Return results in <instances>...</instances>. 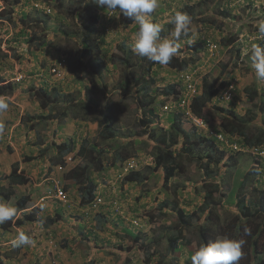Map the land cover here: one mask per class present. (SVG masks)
<instances>
[{
	"label": "rangeland",
	"instance_id": "374dc122",
	"mask_svg": "<svg viewBox=\"0 0 264 264\" xmlns=\"http://www.w3.org/2000/svg\"><path fill=\"white\" fill-rule=\"evenodd\" d=\"M48 1L46 4L42 0H21L12 7L11 0H0V17H7L0 19V78L2 83L11 82L15 86L12 93L0 97V191L8 192L11 197L9 200H3L0 195V244L10 247L7 250L0 248V264H114L118 259L115 252L118 248H129L126 255L130 254L133 264H153L152 260L147 263L142 260L140 243L148 244L156 240L169 224H176L178 218L173 210L177 208L183 209L187 214L195 210L191 217L192 226L184 230L182 238L183 241L188 239L190 244L184 241L181 245L182 252L178 261L179 264H188L187 255L193 251L195 255L199 252V248H196L199 245L196 230L202 218H197L196 207L203 202L205 192L204 175L198 165L201 160H196L198 164L184 162L183 168L178 169L176 175L164 183L161 169L153 170L154 143H145L151 127L155 124L157 127L168 125L169 111L158 102L165 100L166 103L169 100L162 95L160 88L168 83H177L183 72H177L161 63L159 66H153L156 93L149 94V97H153L154 103L157 104H154L157 116L149 118L151 124L158 123L148 128L141 123L147 115L143 106L148 101L137 104L134 96L135 85L129 84L128 74L141 73L137 70V63L143 55L148 58L157 54H160V57L176 54L183 59L194 58L185 73L190 77L193 86L200 90L202 82L215 84L229 73L228 80L233 83L235 91L233 98L218 104L209 103V107L203 109L207 124L202 132L221 136L218 139H223L220 142L222 147H236L233 139L237 136L233 137L221 130V114L213 110L211 105L233 107L239 116H247L251 110L255 116L248 130H251L252 134H255L263 123L260 119L262 112L258 113L253 103L246 101L244 88L264 87V56L257 57L253 49L258 42H264V0H118L119 4L130 2L128 8L138 12L137 19L141 23L137 28L132 25L122 27L115 17L106 16V19H113L107 22L111 27V35L105 36V68L100 75L95 74L92 67L86 69L85 65L78 63L75 54L80 47L82 21L89 20V13L95 10L93 2L96 1L101 7L107 8L111 4L110 0ZM247 1L250 2V7L245 8ZM42 9L50 11L47 29H42L32 22L33 18L43 16ZM227 9L229 14L221 17L220 13ZM22 17L26 18L24 24L20 22ZM98 18L99 15L96 20ZM150 21L155 30L170 23L174 32H180L178 30L181 27L189 36L174 45L170 43L169 34L153 39L148 30ZM219 24L221 28H218ZM22 28L27 29V34L20 36L14 43L8 42L13 34ZM29 33L44 35L46 42L35 48L34 44L27 42ZM230 33L235 34L237 39L244 43L236 42L224 47L216 44L220 37H229ZM205 37L212 45L201 50L207 52L196 60L197 53L195 54L193 43ZM128 50L131 55L127 54ZM238 51L241 53L240 57ZM239 58L242 62L232 68L233 62ZM54 65L58 66L59 75L52 72L51 67ZM260 69L262 74L259 73ZM230 72L232 78H229ZM48 81L53 82L62 93L55 104H49L47 108L42 109L39 107L40 101L34 97L35 90L29 87L35 82ZM49 88L47 86L48 91ZM63 93L70 95L71 101L64 98ZM185 98L187 100V94ZM192 98L193 96L189 97V103ZM65 107L67 111L63 116L61 110ZM103 110L108 111L107 117L114 129V138L111 140H104L100 136L102 128L98 122ZM41 115L44 116L41 118ZM93 117L98 120L92 119ZM55 121L60 122V131L52 135ZM191 122L195 124L192 120ZM54 136H74L77 145L81 139H86L88 144L108 149V152L102 155L105 164L112 151L120 147L121 151L125 150L129 155L127 160L135 164L131 170H137L142 179L134 183L124 182L123 178L121 182L120 177H117L116 184L115 180L111 184L116 190L111 196L116 195L115 198L120 199V202L112 209H103L100 212L102 219H95L97 212H92L93 215L82 217L81 220V217L77 216L81 212L77 208L75 183L64 176L77 163L79 157L76 158L75 152H70L65 155V167L51 164V152L43 155L41 143L54 139ZM174 148L177 151L179 146ZM250 154L252 155L249 150L240 148L237 156L239 171L243 172L249 168L253 161ZM27 155L32 157L29 161L24 160ZM176 159L182 162L183 157ZM117 161L120 165L122 159ZM229 163L232 164L231 161ZM16 166L17 172L26 177L28 183L10 185L5 179ZM114 169L115 172L118 170ZM233 172L232 168H220L219 179L229 186ZM114 176V170H108L105 179L111 181ZM91 177L96 182L101 179L99 172H92ZM257 177L254 184L246 185V197H264V168ZM55 183L65 186V189L67 187V204L62 205L55 197L47 196ZM102 188L105 189L102 185L97 191ZM224 195L226 190L222 189L219 194L212 196L215 197L216 203L213 205L215 215L220 219L210 227L215 233L221 229L228 231L225 223L230 219H235L232 221L234 225L239 222L234 216L239 211L235 201L219 202L220 197ZM22 196L28 197V206L23 209L17 208V201ZM41 197L46 199L40 202ZM230 200L231 198L228 199ZM164 201L168 202V207L165 208L167 211L160 207ZM31 211L35 212L37 221L18 227L14 225L16 218ZM7 214L10 215L7 219L8 225L3 228ZM122 221L131 222L135 227L129 230L130 234L125 230ZM262 223L261 218L252 219L246 226L248 232L259 230ZM261 230L256 246L258 251L264 254V228ZM204 233L208 236L209 246L216 249L219 255L226 253L240 263L246 260V248L250 242L248 236L237 238L235 243L233 238L230 241L222 236L211 237L207 225ZM134 234L140 239L135 240ZM164 247V243L158 246L162 251ZM195 259L196 264L201 260L197 256Z\"/></svg>",
	"mask_w": 264,
	"mask_h": 264
},
{
	"label": "trees",
	"instance_id": "16d2710c",
	"mask_svg": "<svg viewBox=\"0 0 264 264\" xmlns=\"http://www.w3.org/2000/svg\"><path fill=\"white\" fill-rule=\"evenodd\" d=\"M20 1L21 0H11V6L14 7ZM42 1H44L46 4L49 2L48 0ZM110 2L112 4L114 0H110ZM93 3L96 2L94 1ZM245 3V8L248 6L250 7V2L247 1ZM95 8L102 9L103 12L107 11L106 8L101 7L100 5L96 6ZM127 8L122 13L121 18L127 19L126 23H129L137 28L138 25L141 23L137 19L138 12ZM97 9L89 13V20L84 21L83 24L87 22L96 21L97 15H99ZM147 11H150L149 7L147 8ZM207 14H209V12H207ZM220 14L221 17L227 16L229 14L228 9L227 11H222V13ZM49 16L50 12L44 9L43 16H37L33 18L32 22H34L36 26H40L42 29H47L49 28ZM175 18L176 17H174L173 19L175 20ZM25 20L26 18H20L21 24H24V22H26ZM153 27L154 24H152L150 21L148 30L151 32V36H153V39H158L166 34H169V39H171L170 43L172 45H174L178 41L184 40L187 36H189V33H186V31L181 27H179L180 29L178 30L180 32H174V30L170 26V23L167 24L166 27H163L159 30H155L153 29ZM84 28L85 32L81 35L80 47L75 54L76 61L80 64L85 65L86 69L92 67L93 72L95 74H100L103 71L102 69L105 68L103 59V49L101 47V43H103L104 40L100 36L94 38L93 33L95 29L91 28L90 24L86 25ZM218 28H221V24L218 25ZM26 30L27 29L22 28L18 30L19 32L15 31L17 33L13 34L14 36H12L8 40V42L14 43L15 40H18L20 38V36L27 34ZM64 33L67 32L64 31ZM27 42H31L32 44H34L35 48H39L42 44L46 42V40L44 38V35L29 33V39ZM236 42H240L242 44L244 43L242 40L237 39L235 34L230 33L229 37H220L219 40L216 41V44L221 47H224ZM211 43L212 42L206 37L194 41L193 46L196 49L195 54L197 53V55L195 56L196 60L205 55L207 50H201L206 49ZM253 49L255 50L254 53L257 57L260 58L264 56L263 41L258 42L253 47ZM127 54L131 55L132 53L130 50H128ZM238 54H240L239 51ZM143 56L144 57L139 58V61L137 63V70L141 73L137 74L130 72L131 74H128V78L129 84L135 85L134 96H136V100L138 102L137 104H142L145 100L148 101L143 106L144 110L147 112V115H145L141 120V123L144 125V127L148 128L152 124L158 123H150L151 118L153 116H157V113L154 108V104H156L154 103V98L149 97V94L152 95L156 93V89L154 87L156 75L155 71L153 70V66H159V64L161 63L171 69L174 68V70L177 72H180L182 70H185L188 64L191 63V60H193L194 58L183 59L176 54L168 55L165 57H160V54L150 56L148 58H146L145 55ZM240 62H242L240 58L238 61L235 60L233 62L234 65L232 66V68L238 65ZM128 64L129 63H126V65ZM30 72V74H32V71ZM231 72L229 78H232ZM260 74H262L261 69ZM228 76L229 73L224 78H222L221 81H218L215 84L208 83L207 81L202 82V92L198 95H195L191 101V104H189L190 110L195 115L202 116L203 109L205 107H209V103H219L217 99L220 98L222 92L230 84ZM36 82L34 83V85L29 87V89L35 90L34 97L36 100L40 101L39 107L45 109L49 106V104H55V102H57V99L60 97L59 94L62 92L58 91L55 86H51L53 88L51 89L50 87L48 91V83L45 84L44 82ZM14 87L15 86L11 82L5 84L2 83V79L0 78V97L7 96L8 94L12 93L14 91ZM160 90L163 92L162 95L166 99H170L172 95L176 96L182 94V86L179 81H177V83H168L166 86L160 88ZM231 92L235 93L234 90ZM244 93L246 96V101L249 103H253V107L257 108L258 113L262 112L260 119L263 121V123L260 124L255 134H252L251 130H248V127L252 124L253 118L255 116L251 110L248 111L249 113L247 116H239L237 115L233 107H216L211 105L213 107V110L221 114V130L229 135H232L233 137L237 136V138L233 139V141L235 140L234 142H236V147L232 149L222 147L216 137L212 135H207L202 132L201 129L196 128L191 122L190 118L185 115V112H180L174 107H168V104L164 105L167 107L166 109L169 111L170 114L169 116H167L168 125L157 127V124H155L153 127H151L148 133V140L145 141V143H154L153 148L155 152V165L153 167V170H156L158 168L161 169V171L163 172L164 183L174 177L178 169L183 168L184 162L197 163L196 160H201L199 161V164H197L199 165V169L202 170L204 175L205 185L203 186V188L205 189V192L203 202L201 203V205L196 207L198 209L196 211L197 218H202V221L198 224L196 230L199 244L196 248H199V252L195 255V252L193 251L187 255L186 261H188V264H192L193 262L195 263L196 256L198 258H201V260L197 264H264V254L262 252H259L256 246L257 236L262 231L261 229L264 228V201L263 199H258L254 196L246 197L245 193L247 189L246 185L250 183L254 184L256 179H258L257 176H260L261 174L258 173L262 171L259 167V159L264 161V87L246 86L244 88ZM63 96L64 98L66 97L70 101L72 99L71 97H69L70 95H66L65 93H63ZM164 101L165 100H161L158 103L164 104ZM51 109L52 106L49 107V110ZM65 111H67V107L61 110V112H63V116L66 115ZM107 114L108 112L106 113L105 111H102V115L100 118L101 120L98 122V124L102 128V130L100 131V136L104 140H111L114 138V129L112 127V124L110 123L109 117H107ZM43 116L44 115H41V118ZM92 119L98 120L96 117H93ZM59 124V121H55L53 123V128L51 132L52 135H55L58 131H60L61 125L58 126ZM54 137V139H47L46 141L48 142H42V145L40 144L41 146H43V155L45 153L49 154L51 152V155L49 157L51 164H58L60 165V167L66 166L67 163L65 155L67 153L75 152L76 158L79 157L77 163L73 167H71L64 176L66 179H70L75 183L78 196L76 198L78 199L80 206L86 205L92 199L96 198L95 195H97V182L93 177H91L92 172H99L100 174L103 171H106L105 165H108V167L110 168H118L119 165H116L117 160H125L128 158L127 156H129L125 150L121 151L119 147L112 151L111 156L105 164V162H103L102 160V155L103 153L108 152V149L102 147L97 148L94 144H88V141L86 139H81L79 145H77L75 139L76 137L74 136H69L68 138H62L57 136ZM125 145H127V143H125ZM177 146H179V148L176 151V148L174 147ZM240 148H245L249 150L252 153V155L250 154L251 157L256 160L255 163H253L246 171L243 172L239 171L240 165H238L239 163L237 158L238 152H240ZM259 151L262 152L260 153ZM176 157H183L182 162L180 160L177 161ZM31 158V156L27 155L24 157V160L29 161ZM229 161H231L233 165L230 164ZM220 168L225 170H229L230 168L233 169V175L230 181L228 182L229 186L227 184H223L222 181L219 179ZM51 170L52 169L50 166L49 171ZM123 178L124 182L134 183H138L140 182V179H142L138 171L135 169L130 170L125 176H123ZM5 179L10 185L25 184L26 182H28V179L26 177H24L20 172H17V166L10 171V173L5 177ZM122 180L123 179H120L121 182ZM222 189L226 190V195H224V197H220L219 202L230 203L231 201H235V206L238 207L239 211H237V214L235 213L234 216L235 218L239 219V222H236V224L234 225L232 221L235 219H230L229 222L225 223V228H228V231L221 229L220 231L215 233L210 229V227H213V225L219 222L220 219L218 218V215H215L216 211L214 210L213 205L216 203L215 197L212 196H215V194H219ZM218 190L219 192H217ZM0 195L2 196L1 199L4 200H9L11 198L10 194L5 191H0ZM26 196H22L18 199L17 208L19 207L23 209L28 206V197ZM229 198H231L230 201H228ZM154 199L156 198L154 197ZM102 206L105 207L104 204ZM160 207L165 210V208L168 207V202L164 201L163 203H161ZM259 208L262 210V212ZM173 211L175 212L178 218L176 220V224H169L168 227L165 228V230L163 231V234L160 235L156 240L150 241L148 244H144L142 242L140 243L141 257L145 263L152 260L153 264H179L178 261L182 252L181 245L184 243V241L190 244V241L188 239H185L183 241L182 238L184 230L189 229L192 226L191 217L192 214H195V210H193V213L191 214H187L183 209L180 208H177ZM9 217V214L5 216L3 221V228L7 227V219ZM254 218H261L263 223L261 227L258 228L259 230L255 229L251 230V232H248V228L246 227L248 225L247 223L252 221V219ZM95 219H102L101 213H96ZM35 221H37L35 218V212L31 211L23 213L20 218H16L14 221V225L18 227L25 223ZM206 225L207 229L210 230L209 236L211 237L222 236L230 241L233 238V241L235 243L237 241V238L243 235L245 237L248 236L250 242L248 246L246 244V260L240 263V261H236V258L231 257L226 253L219 255V252H217L216 249L211 248L208 244V236L204 233V228L206 227ZM124 227L128 234H130L129 230L135 228L130 226L129 223L126 221L124 222ZM115 234L118 235L117 232H115ZM134 235L135 240L140 239L137 234ZM161 243L165 244V249L163 251L158 248ZM126 250L118 248V250L115 251L118 254V259L114 264H133L132 260H130V254L126 255Z\"/></svg>",
	"mask_w": 264,
	"mask_h": 264
},
{
	"label": "clouds",
	"instance_id": "9594fccd",
	"mask_svg": "<svg viewBox=\"0 0 264 264\" xmlns=\"http://www.w3.org/2000/svg\"><path fill=\"white\" fill-rule=\"evenodd\" d=\"M118 0H114V2H112V4H110V6H108L106 9H107V11L106 12H103V11H100L101 9H97V8H95V9H97L98 10V12H99V18H98V20H96V21H92V22H87V23H85V24H83L84 23V21H82V33L84 34V32H85V26L86 25H88V24H90L91 25V28H93V29H95L94 30V33H93V36H94V38H96L97 36H100V37H102L103 38V40H104V42L103 43H101V47H102V49H103V52H104V48H106L107 47V43L105 42V36L106 35H108L107 37H110V35H111V27L110 26H108V24H107V22L108 21H110V20H112L113 18H109V19H106V16H113V17H115L116 18V20L117 21H119V23H121L122 24V27L123 26H127V25H129V26H131V24H129V23H126V20L127 19H124V18H121V15H122V13L125 11V9L127 8V6L130 4V2L128 3H125V4H119L118 2H117ZM96 2V1H95ZM94 4V6L96 7V6H98L99 4L96 2V3H93ZM114 5V6H113ZM128 9V8H127ZM0 10H1V8H0ZM46 10H48V9H46ZM42 11H43V9H42ZM49 11V10H48ZM135 11V10H134ZM50 12V11H49ZM0 13H1V11H0ZM138 14V13H137ZM98 16V15H97ZM102 18V19H101ZM0 19H7V17H0ZM0 21H2V20H0ZM139 26V25H138ZM245 54V53H244ZM240 56H241V53H240ZM56 68L57 69V73H58V75H59V71H58V66L57 65H54V66H52L51 67V69L52 68ZM187 69V68H186ZM186 69L185 70H182V71H180V72H183V74H181V77H179L178 79L179 80H177V81H179L180 83H181V86H182V94L181 95H176V96H174V95H172L171 97H170V99H168L169 101L168 102H166V104L164 103L163 104V106L164 105H167L168 104V107H174L175 109H178L180 112L181 111H183V112H185V115H186V110H188L189 112H190V114L191 115H193V116H195L196 118H199V119H201L202 121H203V123H204V125L203 126H198V125H196V124H193L196 128H198V129H201V130H203V128L205 127V124H207V120H206V117L205 116H197V115H195L191 110H190V107H188V105L189 104H191V101H190V103L188 102V99H189V97L190 96H193V98H194V96L195 95H198V94H200L202 91L200 90V89H197V88H195L196 89V92H194V93H192L191 92V89H190V85L192 84L193 85V83H191V81H190V79H188L187 78V75H186ZM103 71H104V69H102ZM103 71L100 73V74H103ZM259 73H260V71H259ZM98 75H100L99 73H97ZM58 81V80H57ZM8 83V82H7ZM10 83V82H9ZM46 83H48L49 84V87H51V86H55V85H53V82L51 83L50 81H48V82H45V84ZM5 84V83H4ZM230 85H232V90H234V85H233V83H231L230 82V84L228 85V86H230ZM53 87H51V89H52ZM187 94V96H188V98H187V104H186V106L184 107V105H180V102H181V100L182 99H184L185 98V95ZM233 95V94H232ZM4 97V96H3ZM192 98V99H193ZM232 98V97H231ZM186 99V98H185ZM217 101L218 102H222V101H219L218 99H217ZM173 105V106H172ZM163 108H167L166 106H164ZM105 110V109H104ZM103 110V111H104ZM106 113L108 112V111H105ZM186 116H188V115H186ZM191 120V119H190ZM207 135H212V136H214V137H216V139L219 141V142H221L222 140H220V139H218V137L216 136V135H214V134H207ZM260 153L262 152V151H259ZM263 155H264V153H263ZM128 159V158H127ZM127 159H125V160H122L121 161V163H120V165L119 164H117V162H116V165L118 166L119 165V167H118V170L115 172V169L114 168H110V167H106V171H113L114 170V173L116 174V176H114L115 178H113V179H111V181H108L107 179H105V174H106V171H103L102 173H100V181H97L98 183H97V188H99V187H101L102 185H103V187H105V189H103L102 188V190L101 191H97V195H95V197H102V199H103V201H104V198L106 197V194H107V192H106V189H108V188H110L111 189V191L108 193V196L107 197H109L110 199H111V195L113 194V192L114 191H116L115 190V188L113 187V185H111V184H113V181L117 178V177H120V179H123V176H125L126 174H127V172H129L130 170H131V167H129V162H131V161H129V160H127ZM255 161L256 160H254L253 159V161H252V163L250 164V166L253 164V163H255ZM133 162V161H132ZM133 164H134V162H133ZM135 165V164H134ZM249 166V167H250ZM259 167H260V169L261 170H263V168H264V161H262V160H260L259 159ZM125 172V173H124ZM262 172V171H261ZM261 172H258V173H261ZM29 182V181H28ZM27 182V183H28ZM116 182H117V180H115V184H116ZM116 186V185H115ZM63 189H64V191L66 192V195H67V198H68V191L65 189V186H63ZM52 190H53V188H52ZM52 190L51 191H49V193L47 194V196L49 195V197H51L52 198ZM115 197H116V195H114ZM118 197V196H117ZM109 198H108V200H109ZM263 199V201H264V197H261V196H259L258 197V199ZM56 199V198H55ZM122 199V198H121ZM57 200V199H56ZM93 200V199H92ZM91 200V201H92ZM58 201V200H57ZM90 201V202H91ZM109 201H111V204L110 205H108V206H102V205H100V207H99V209L97 210V211H95V213L97 212V213H100L103 209H106V208H114L116 205V203H118V202H120V199L118 200V198H116V200L115 201H117V202H114V201H112V200H109ZM59 202V201H58ZM77 202H78V204H77V208L78 209H80V212H81V214H77V216H80L81 217V220H82V217H87V216H89L90 214L91 215H93V213L91 212L89 215H86L85 213H84V210L86 209V207H87V205L88 204H86V205H83V206H80L79 205V201H78V199H77ZM89 202V203H90ZM60 204H62L61 202H59ZM67 204V203H66ZM62 205H65V204H62ZM260 209V208H259ZM260 211L262 212V210L260 209ZM94 217H96V215L94 216ZM129 223V222H128ZM132 227H134L132 224H131V222L129 223ZM97 229V228H96ZM100 230V229H99ZM94 231V230H93ZM262 232V231H261ZM260 232V233H261ZM258 237V236H257ZM256 241H257V239H256Z\"/></svg>",
	"mask_w": 264,
	"mask_h": 264
},
{
	"label": "built area",
	"instance_id": "2783aa9c",
	"mask_svg": "<svg viewBox=\"0 0 264 264\" xmlns=\"http://www.w3.org/2000/svg\"><path fill=\"white\" fill-rule=\"evenodd\" d=\"M212 45V44H211ZM52 72H54L55 74L57 73V69L54 67L51 69ZM187 78L189 79L190 77L187 76ZM190 89L191 92L194 93L196 92L195 87L191 84L190 85ZM232 85L228 86L220 95V98L218 99L219 101H226L228 98L232 97ZM229 100V99H228ZM187 104V100L184 98L181 100L180 105H184V107ZM186 115H188V117L198 126H203L204 123L201 119L196 118L195 116L191 115L190 112L188 110H186ZM218 137V136H217ZM218 138H221V136H219ZM223 140V139H220ZM135 165L133 164V162H129V167L133 168ZM52 196L55 197L59 202H61L62 204H66L68 202V198L66 195V192L63 189V186L59 183H55L53 186V190H52ZM46 199V197H41L39 199L40 202H43ZM104 203L102 197H96L95 199H93L90 203H88L86 209L84 210V213L86 215H89L91 212H95L99 209L100 205H102Z\"/></svg>",
	"mask_w": 264,
	"mask_h": 264
},
{
	"label": "flooded vegetation",
	"instance_id": "af4514ba",
	"mask_svg": "<svg viewBox=\"0 0 264 264\" xmlns=\"http://www.w3.org/2000/svg\"><path fill=\"white\" fill-rule=\"evenodd\" d=\"M110 191H111L110 188L106 189L107 194H106V197L104 198V205H105V206H108V205L111 204V201L108 200L109 197H107V196H108V193H109ZM111 200H112V201H115V200H116L115 196H111Z\"/></svg>",
	"mask_w": 264,
	"mask_h": 264
},
{
	"label": "crops",
	"instance_id": "0c3cea01",
	"mask_svg": "<svg viewBox=\"0 0 264 264\" xmlns=\"http://www.w3.org/2000/svg\"><path fill=\"white\" fill-rule=\"evenodd\" d=\"M3 200H4V199H3ZM8 210H9V209H8ZM8 210H7V211H8ZM3 246H5V245H1V244H0V248H1V249L7 250L8 248H10L9 246H7V247H3Z\"/></svg>",
	"mask_w": 264,
	"mask_h": 264
}]
</instances>
